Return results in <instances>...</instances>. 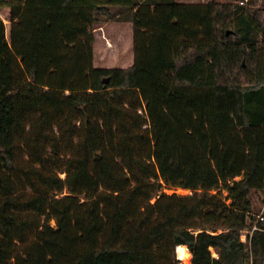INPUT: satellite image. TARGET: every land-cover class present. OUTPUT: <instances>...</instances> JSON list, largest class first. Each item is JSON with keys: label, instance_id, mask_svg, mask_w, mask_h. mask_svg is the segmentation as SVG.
I'll return each instance as SVG.
<instances>
[{"label": "trees", "instance_id": "1", "mask_svg": "<svg viewBox=\"0 0 264 264\" xmlns=\"http://www.w3.org/2000/svg\"><path fill=\"white\" fill-rule=\"evenodd\" d=\"M0 8V264H264V0ZM106 22L129 68L95 66Z\"/></svg>", "mask_w": 264, "mask_h": 264}, {"label": "rangeland", "instance_id": "2", "mask_svg": "<svg viewBox=\"0 0 264 264\" xmlns=\"http://www.w3.org/2000/svg\"><path fill=\"white\" fill-rule=\"evenodd\" d=\"M184 2H202L205 0H181ZM0 19H2L7 26V36L9 38L10 33V12L7 8H0ZM130 28L127 25H120V23H108L104 27L98 28L95 32L96 44H95V66L99 68H129L133 60L131 59L133 54V36L130 34ZM102 60V61H101ZM62 179H65V175H62ZM164 182V181H163ZM167 193H173L174 191L180 195L191 194V191L184 189L165 190ZM66 194V190L63 191V195ZM226 195V194H225ZM254 216L256 218L253 228L257 221L258 215L264 216V193L259 194L254 201ZM253 228L244 231L247 235L248 232L253 234ZM184 251V255L180 256V253ZM176 255L179 264H192V257L186 246L178 247L176 249ZM216 257L217 255L214 254ZM188 257V258H187ZM186 258V259H184Z\"/></svg>", "mask_w": 264, "mask_h": 264}, {"label": "crops", "instance_id": "3", "mask_svg": "<svg viewBox=\"0 0 264 264\" xmlns=\"http://www.w3.org/2000/svg\"><path fill=\"white\" fill-rule=\"evenodd\" d=\"M108 23H114V22H106V23L97 24L95 26L94 33L97 31L98 28H102V27H104L105 24H108ZM118 23H120V25H127L130 28V32H131L130 34L133 36V25H132V23H130V22H118ZM95 44H96V42H95ZM133 57H134V51H133V54L131 57L132 60H133ZM95 61H96V59H95V45H94V63H95Z\"/></svg>", "mask_w": 264, "mask_h": 264}, {"label": "built area", "instance_id": "4", "mask_svg": "<svg viewBox=\"0 0 264 264\" xmlns=\"http://www.w3.org/2000/svg\"><path fill=\"white\" fill-rule=\"evenodd\" d=\"M262 220H264V216L263 215H258L257 216V221L259 222V221H262ZM256 229H257V225L254 226L253 231H255ZM250 235H252V234L249 233V232H248L247 235H245L244 232H243V234H242V242L247 243L248 242V236H250Z\"/></svg>", "mask_w": 264, "mask_h": 264}, {"label": "bare ground", "instance_id": "5", "mask_svg": "<svg viewBox=\"0 0 264 264\" xmlns=\"http://www.w3.org/2000/svg\"><path fill=\"white\" fill-rule=\"evenodd\" d=\"M182 248H183V247H182ZM181 255H184V251H182V252L180 253V256H181Z\"/></svg>", "mask_w": 264, "mask_h": 264}]
</instances>
